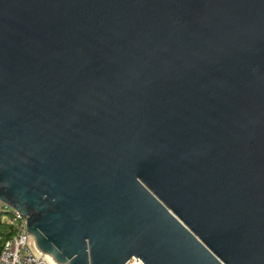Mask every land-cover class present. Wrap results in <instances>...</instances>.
<instances>
[{"label":"water","instance_id":"obj_1","mask_svg":"<svg viewBox=\"0 0 264 264\" xmlns=\"http://www.w3.org/2000/svg\"><path fill=\"white\" fill-rule=\"evenodd\" d=\"M0 200L55 264H264V0H0Z\"/></svg>","mask_w":264,"mask_h":264},{"label":"built area","instance_id":"obj_2","mask_svg":"<svg viewBox=\"0 0 264 264\" xmlns=\"http://www.w3.org/2000/svg\"><path fill=\"white\" fill-rule=\"evenodd\" d=\"M0 213L4 221L15 227L16 233L2 244L0 264H55L47 255L41 253L34 237L27 231L26 217L17 209L0 200ZM140 263L136 259L126 264Z\"/></svg>","mask_w":264,"mask_h":264},{"label":"trees","instance_id":"obj_3","mask_svg":"<svg viewBox=\"0 0 264 264\" xmlns=\"http://www.w3.org/2000/svg\"><path fill=\"white\" fill-rule=\"evenodd\" d=\"M15 233V227L12 224L4 221L2 214L0 213V251L2 249L3 242L13 237Z\"/></svg>","mask_w":264,"mask_h":264},{"label":"bare ground","instance_id":"obj_4","mask_svg":"<svg viewBox=\"0 0 264 264\" xmlns=\"http://www.w3.org/2000/svg\"><path fill=\"white\" fill-rule=\"evenodd\" d=\"M134 264H139V263L136 261V262H134Z\"/></svg>","mask_w":264,"mask_h":264}]
</instances>
